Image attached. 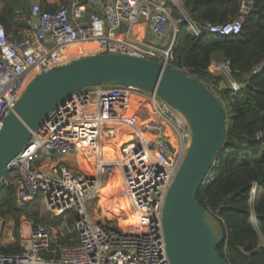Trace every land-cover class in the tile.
Segmentation results:
<instances>
[{"label": "built area", "instance_id": "built-area-1", "mask_svg": "<svg viewBox=\"0 0 264 264\" xmlns=\"http://www.w3.org/2000/svg\"><path fill=\"white\" fill-rule=\"evenodd\" d=\"M254 2L240 0L237 16L217 25L192 20L184 9V0H113L104 3L100 13L91 12L86 21L84 14L97 5V0H80L70 8L61 5L55 12L42 11L37 3L29 13L15 11L18 34L7 35L0 26V131L35 77L98 54L147 59L171 67L180 24H186L195 37L237 35ZM140 21L146 23L151 42L130 36V28ZM123 25L125 31H121ZM73 47L84 49L70 52ZM225 68L228 74L227 65ZM213 82L201 83L210 89ZM132 101L151 107L153 117L142 122L139 130L123 116L115 119L113 112L115 103L127 108ZM114 121L132 129L136 136L119 147V166L124 172L128 169L123 175L124 191L141 217L143 232L125 233L102 220L92 221L85 204L98 189L96 179L73 174L53 162L56 157L92 154L97 171H101L106 166L102 163V135L113 138L115 130L110 124ZM190 140L185 119L155 94L121 86H96L74 93L31 133L26 148L7 166L0 187L11 176L20 208L33 204L55 215L74 213L73 231L78 243L57 245L56 235L47 227L29 225L27 237H23L21 228L18 230L21 253L5 255L0 251V264H170L161 225L162 209ZM255 195L253 186L251 201ZM15 242L13 221L0 218V249Z\"/></svg>", "mask_w": 264, "mask_h": 264}, {"label": "trees", "instance_id": "trees-1", "mask_svg": "<svg viewBox=\"0 0 264 264\" xmlns=\"http://www.w3.org/2000/svg\"><path fill=\"white\" fill-rule=\"evenodd\" d=\"M30 1L0 0L3 4L0 26L7 35L18 34L20 27L14 23V13L17 10L29 13ZM38 4L42 11H56L45 0H38ZM239 4L240 0H184V9L196 22L217 25L232 21L238 14ZM172 13L177 17L175 9ZM179 29L171 67L199 82L213 80L209 90L219 100L226 118L223 149L198 191L196 201L215 216L224 229L225 241L217 249L220 258L228 264H264V0H255L237 35L204 34L195 37L188 32L186 24H180ZM212 63L227 65L229 78L236 84L237 90L218 85L223 78L211 75L209 69ZM102 163H105L104 158ZM117 181L115 186L120 184V179ZM253 186L259 194L251 206ZM16 189L15 179L11 176H7L0 187V218L13 221L16 239L12 246L0 249L5 255L21 253L18 230L23 220L33 226L51 224L58 227L62 222L59 216L50 223L33 204L20 208ZM103 189L98 190V195ZM117 202L116 206L129 222L135 223L139 219L131 217L133 209L130 204ZM102 208L109 211L107 199ZM66 216L67 225L71 228L75 215L69 212ZM136 222L130 233L143 231L141 221ZM77 243L75 231L56 238V244L60 246Z\"/></svg>", "mask_w": 264, "mask_h": 264}, {"label": "water", "instance_id": "water-1", "mask_svg": "<svg viewBox=\"0 0 264 264\" xmlns=\"http://www.w3.org/2000/svg\"><path fill=\"white\" fill-rule=\"evenodd\" d=\"M121 86L155 96L186 121L191 140L165 197L161 225L170 264H228L217 253L225 241L220 221L196 201L223 149L226 118L201 82L152 60L98 54L55 67L24 89L0 131V182L49 113L83 89Z\"/></svg>", "mask_w": 264, "mask_h": 264}, {"label": "rangeland", "instance_id": "rangeland-1", "mask_svg": "<svg viewBox=\"0 0 264 264\" xmlns=\"http://www.w3.org/2000/svg\"><path fill=\"white\" fill-rule=\"evenodd\" d=\"M210 72H211V75L213 77H222L223 78V81L219 82V84H218L220 87H225V86L232 87V85H231L232 83L230 81V78L228 77L227 70L225 68V64L214 63L212 68H210ZM131 103H133V101ZM152 117L153 116H150V115L147 116L146 114L145 115L143 114L142 116L138 115L136 121L139 122V127H136V129L137 130L140 129L143 120L146 121L147 119L152 118ZM122 126L116 127L115 133H114V136L112 139L106 138L107 133H103V135H102L101 148L103 147L104 150H107L108 160H106V162H105L106 166L101 171H97L95 161H94V156L92 154H88L86 156L84 153H80V154H76L73 156L67 155L64 157H56V159H54L53 162L59 163L60 165L65 166L73 174H80V175H83L86 177H90V178L93 177L96 179L98 189L95 190L93 196L85 204V211L92 221L102 220V221L107 222L109 225H111V226H113V227H115L121 231L124 230V231H127V233H130L129 231H131V228H133V225H132L133 223L129 222L126 219L125 215H123V213L116 208L115 204L118 203L117 200H119V198L120 199L124 198V200L128 204H130V202L127 198V195L124 191L125 187L123 185L124 184L123 183V175H124V173H126V174L128 173V169H126L124 172L121 169L122 167L119 166V162L122 161L121 156L119 154V147L121 146V144L127 143L129 140L134 139V137H136V136L132 135V133H133L132 129H129V127H127L126 125H124L123 127ZM106 127L109 128L110 126L108 125ZM117 128H120V131ZM124 129H127V131ZM123 131L129 133V135L128 136L126 135L127 137L126 136L122 137L120 134ZM117 132L119 134V136H118L119 138L117 140H118V143L121 142V144L117 148H115V146L113 147V143H111V140L115 139ZM149 138H151V137H149ZM104 154H105V152H104ZM117 179H120V183H122V187L124 189L123 191H122L121 187L116 188L114 183H116V182L118 183ZM103 187H104V189L102 190L100 195H98V190L103 188ZM258 194H259V192H258V190H256V195L251 201V206L254 205V203L258 197ZM106 199L109 201V211H104L102 208L103 202ZM112 199H115V201H113ZM36 202L38 203L39 201L37 200ZM35 207H36V209H38V212L40 215H44V216L46 215V217L50 223L53 221L54 217H59V216L62 217V222L58 227H54L51 224H49V225L38 224V225H43V226L47 227L49 230H51L53 232L54 235H56V237L58 235L64 236L66 234V232L71 233L73 231V226L71 228H69V226L67 225V216L66 215L52 214V213L48 212L43 206L37 205ZM137 217H139V216H137ZM252 221L255 224L253 219H252ZM8 222H12V220L8 219ZM127 223H130V224L126 227ZM135 224H136V222L134 223V225ZM29 225H32L31 222L23 220V222L21 224V231H22L23 237L28 236V231H29L28 226ZM262 242L264 244L263 240H262Z\"/></svg>", "mask_w": 264, "mask_h": 264}, {"label": "crops", "instance_id": "crops-1", "mask_svg": "<svg viewBox=\"0 0 264 264\" xmlns=\"http://www.w3.org/2000/svg\"><path fill=\"white\" fill-rule=\"evenodd\" d=\"M78 1H80V0H45V2H46V4H48V5H50V6H52V7H54L56 10L61 6V5H63V6H65V7H67V8H70L71 7V5L74 3V2H78ZM98 1V3H97V5L92 9V8H88V10H87V12L84 14V20L86 21L87 19H88V17H89V15H90V13L91 12H98V13H100L101 12V8H102V5L104 4V3H107V2H111V1H113V0H97ZM38 4V0H31L30 2H29V4H28V7L30 8L32 5H34V4ZM3 9V4L2 3H0V12H1V10ZM125 29H126V26L125 25H123L122 26V29H121V31H125ZM130 36L131 37H133L134 39H136V40H138V41H146V42H151L152 41V36L148 33V28H147V25H146V23L144 22V21H140V22H138L137 24H135V25H133L131 28H130ZM169 38V37H168ZM166 42H168L167 40H166ZM214 65V63H212V65L211 66H213ZM210 68H212V67H210ZM211 73V72H210ZM112 104H110V106H111ZM113 107H116V108H114L113 109V112L115 113V119H119L120 118V116H123V118L126 120V119H129V118H131L134 122L136 121V119H137V117H138V115H150V116H152V113H151V107H150V105H148L147 103H143V102H139V101H133V103H131L127 108H123V107H121V105L120 104H118V103H115L114 105H113ZM128 112H132V114H133V116H135V118L132 116V115H127V114H130V113H128ZM127 113V114H126ZM124 114V115H123ZM150 119V118H149ZM148 120V119H147ZM145 120H143V122H144ZM112 125H116V126H122L123 124H120V123H116V121H114V122H112L111 123ZM112 128H114V127H112ZM116 129V127L114 128V130ZM167 130V133L170 135V137L171 138H173V134L172 133H169V129H166ZM115 132V131H114ZM171 132V131H170ZM122 137H125L126 135L128 136L129 134H123V133H121L120 134ZM119 136V134H118V132H117V135H116V137H115V139L114 140H111V143H113V145H114V143H116L118 146L121 144V142L120 143H118V137ZM126 136V137H127ZM117 146V147H118ZM114 147V146H113ZM115 149V148H114ZM113 149V150H114ZM101 152H102V160H103V158L105 159V162H106V160H108V156H107V150H104L103 151V149L101 148ZM104 152H105V154H104ZM120 186H122V183H120L118 186H116V188L117 187H120ZM124 190V189H123ZM122 190V191H123ZM113 201H114V199H112ZM119 200L121 201V203L123 204V205H126V204H128L124 199H120L119 198ZM116 205V204H115ZM113 208V207H112ZM116 208L118 209V210H120L117 206H116ZM121 211V210H120ZM122 212V211H121ZM134 212V210L132 211V213ZM123 213V212H122ZM132 213H131V217L132 218H134L133 216H132ZM133 225V224H132Z\"/></svg>", "mask_w": 264, "mask_h": 264}, {"label": "bare ground", "instance_id": "bare-ground-1", "mask_svg": "<svg viewBox=\"0 0 264 264\" xmlns=\"http://www.w3.org/2000/svg\"><path fill=\"white\" fill-rule=\"evenodd\" d=\"M84 48L83 47H77V48H71L70 49V52L72 51V52H80L81 50H83ZM32 77V76H31ZM31 77L28 79V80H30L31 79ZM128 113H130V114H127V115H132L133 116V114H132V112H128ZM124 115V114H123ZM134 118H135V116H133ZM136 119V118H135ZM127 121H129L130 123H132L135 127H139V122L138 121H133L131 118H129V119H126ZM110 126H112V127H117L116 125H111L110 124ZM124 126V125H123ZM122 126V127H123ZM121 128V127H120ZM120 128H117V129H119V131H120ZM126 128V127H125ZM124 130H126L127 131V129H124ZM129 132V131H128ZM121 133H123V134H129V133H127V132H125V131H123V132H121ZM169 133H171L170 131H169ZM144 136H146V134L145 133H142ZM141 136V135H140ZM172 140V139H171ZM126 142V141H125ZM124 144V143H123ZM122 145V144H121ZM113 146H115V148H117V144L115 143ZM124 199V198H123ZM132 216L133 217H137V216H139V214H137L135 211L132 213ZM140 219H141V217L139 216V219L137 220L138 222L140 221ZM136 222V221H135ZM137 223V222H136ZM128 224H130V223H128ZM132 224V223H131ZM133 226H134V223H133ZM131 228V227H130ZM123 232H125L124 230H122ZM141 232H143V231H141ZM125 233H127V232H125Z\"/></svg>", "mask_w": 264, "mask_h": 264}]
</instances>
